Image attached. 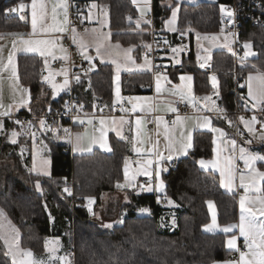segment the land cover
Returning <instances> with one entry per match:
<instances>
[{"label": "trees", "instance_id": "1", "mask_svg": "<svg viewBox=\"0 0 264 264\" xmlns=\"http://www.w3.org/2000/svg\"><path fill=\"white\" fill-rule=\"evenodd\" d=\"M152 0L155 28L163 31L164 21L171 10L179 7L178 32L167 35L173 40L180 33L188 32L191 44L195 33L209 34L221 31V6L232 0ZM30 0H0V36L28 30V24L18 16H8L7 10L17 4H27ZM107 7L111 40L125 47H133L132 55L140 60L141 53L149 46L148 32H133L128 15L135 10L128 0H97ZM244 41H249L256 56L248 59L246 73L264 72V28L246 30ZM191 46V45H190ZM213 70L221 82L220 104L227 110V122L231 126V116L235 104L242 103L232 92L234 68L232 57L223 51L213 53ZM41 59L36 55H20L17 59L19 81L30 93L31 104L40 94H47L49 108L59 107L63 97L53 100L42 82ZM190 69L195 78V93L210 91L209 80L194 66V55L190 50L182 67ZM124 91L139 94L149 90V74L130 75L124 79ZM113 70L109 65L97 64L90 83L82 82L76 87L78 103L83 111L90 110L94 103L111 104L113 99ZM243 104V103H242ZM225 121L222 125L226 126ZM221 123V122H220ZM43 138L48 145L51 158L49 178H28L27 184L10 178L0 191V208L10 218L20 234L23 248L35 255L44 253V240L59 237L66 248L74 247L75 264H215L224 262L231 256L225 249V234L206 233L203 228L209 223L207 203L213 202L217 211V221L221 225L236 223L238 219L237 200L220 188L217 176L199 169V159H209L213 154V137L208 131L196 132L192 148L188 154L170 163L162 172L164 192L162 200L171 201L175 208L156 203L153 195L130 194V203L122 207L126 217L122 224L105 229L93 221L86 205L72 208V199L66 194V180L72 179L74 195L81 200L95 198V206L100 203L102 193L114 191L124 178V162L128 156L124 143L111 138V153L95 151L91 155L72 156L70 154L71 128L64 120H57ZM67 129L68 131H65ZM232 129V128H231ZM0 158L16 155L19 149L1 143ZM264 154V146L260 148ZM40 182V193L34 187ZM148 205V214L139 216L137 212ZM170 211L174 213L175 227L163 226ZM74 219V232L69 223ZM0 264H11L0 244Z\"/></svg>", "mask_w": 264, "mask_h": 264}, {"label": "crops", "instance_id": "2", "mask_svg": "<svg viewBox=\"0 0 264 264\" xmlns=\"http://www.w3.org/2000/svg\"><path fill=\"white\" fill-rule=\"evenodd\" d=\"M128 1L132 4L135 10L133 17L128 18V21L132 24V31L147 32V25L145 21L148 15H153L152 0L150 4V10L147 11L143 16L141 15L140 11V9L143 7L142 0H137L136 3L131 2L130 0ZM40 2L44 4L46 12L44 18V27L47 28L51 26L52 29L63 28V31H41L40 25L38 24L37 31L33 33L31 9L32 0H30L29 3L25 4L26 8L24 9V11L27 12V16L23 17L24 20L21 18V21L28 24V30L21 33L18 32L17 36L14 34L11 36H9L10 34L0 36V41H3V44H1L2 48L3 50H6L4 54H12L16 73V79L0 76V98L2 107L0 112L10 111V116H0V121H2L4 125V131L0 132V148L2 146L1 143L4 141L19 148L16 152V155L7 158H0V164L2 165L0 166V191L4 188L6 180L10 178L17 179L22 183L27 184V179L29 177L49 178L51 176V158L49 155L48 145L44 138L40 146H34L31 140L23 139L19 135L16 137L17 142L15 144L10 142L11 133L16 131V128L13 123L6 121V118L21 113L37 115L49 109L46 93L40 94L34 104H31L29 90L19 81L17 71L18 56L36 55L41 59V68H47L52 62L66 60L69 57L70 51L63 43V39L68 36L71 38L74 37V44L78 48V51L82 57L85 55L87 56V53L91 55L94 60V65H91L93 69H95L97 64L100 63L111 66L113 70L112 64H114V62L116 64L118 63V60L114 58L102 60V57L100 58L99 55L96 56L95 51L91 47L82 50L77 34L74 33L70 27L69 0H40ZM90 2L91 1L89 0L85 4L84 15L85 21L89 26L95 21H98V14H95L94 10L91 13L88 11L90 9ZM62 3L67 5V23H65V10L60 6ZM97 4L98 7H103L98 2ZM19 5L20 4H17L16 8H18ZM53 8H55V13H53ZM172 10L169 17L164 21L163 24V31L167 35H172L178 32V18L172 26L175 30H169L165 23L171 18ZM107 15V26L109 29L108 9ZM138 22L139 27L137 26ZM183 36L187 37L188 32L180 33L179 37ZM25 40L52 41L53 43L49 45L39 46L51 54L42 56L38 51H25L24 49L28 47V45L23 42ZM202 40H207L210 41V43L217 44L218 48H205L201 45ZM231 42V37L227 35L225 30L222 28L221 31L217 33H195L190 44L192 53L194 55V66H196L198 70L199 64H204L205 62L212 60L213 53L216 51L224 52V50L231 45ZM110 43V46L112 49H114V52L117 53L116 55L118 59L123 62V66L120 70L119 95H117V92L113 93L112 103H119L123 99H126L130 103V108L126 115L123 116H93L90 112L91 109L84 111L85 113L77 116L71 129L70 154L72 156H83L91 155L95 151L111 153L112 147L110 140L111 138H114L115 140L124 143L127 147L128 156L124 168L127 167L129 180L126 181L125 169L123 168L124 178L116 185V189L114 191L102 193L100 197V203L96 206L95 198H91L93 201L92 207H89V205L86 204L88 206V210L91 209V212L93 211L94 213H99L101 218L104 220H99L96 216H93V221L104 228L105 221L110 222L115 218L117 219L122 212V207L130 203V194L133 192V189H136L135 194L138 195L139 188L143 182L148 181L153 177L156 179L155 171L157 172V170H161L164 172L168 164L184 158L192 148L194 134L201 131H208L212 133L213 154L209 159H199L197 161L199 169L217 176L222 191L229 195H233L236 198L239 211H241L239 204L241 196L254 199L256 196L260 195L258 192H246L245 189L240 186L241 174H245V184H250L253 177H255V173H251V175H249L251 170L246 168L244 161L240 159V149L244 148L246 153L262 155L263 153L260 151V148L264 146V139L261 138L264 136V130L262 132H254L252 124V131H249L248 126L244 124L245 130L248 134V140L245 141L235 138L231 129L232 126H230L227 122L228 112L224 107L221 106L219 102L221 82L218 79L217 73L214 71L213 75L204 74L208 77L210 91L204 94H197L195 93V78L193 72L190 71L188 66L182 67L184 58L188 53L182 48H176L180 49V51L176 53L172 52L168 56L167 70L165 73L152 76L153 65L149 60H136L132 55L133 47H130L132 48L131 58L133 59V62H127L124 60L125 53L121 47H128H125L117 42H113L111 40V35ZM177 61H179V63H177ZM198 71L202 73L200 70ZM126 74L133 76L138 74H149L150 83L152 82L151 91L139 94L125 92L123 84ZM181 77H191V79L182 80ZM213 77H215V87L213 86ZM249 77H251V79H249ZM158 78L160 85L159 91H157ZM42 82L53 100H57L58 98L62 97L65 90L67 89V86L58 90L54 89V84L59 86L64 83L58 82L56 80V74L54 72H46L42 74ZM249 88H251V96L249 95ZM189 89H191L190 92ZM243 89V107L249 110L254 109L259 104L257 103V100L260 99L261 96H264V72L250 71L247 73L243 82ZM174 90L182 91L184 93V98H182L180 95H174ZM27 96L28 101H26ZM193 96L196 98L195 100L192 99ZM21 97L22 99L20 100ZM204 97H209L210 99L205 100L203 99ZM176 100H182L188 103L191 106V109L187 112L178 113L174 106V102ZM10 102H12L11 106H9ZM172 109H175V111ZM214 109H222L223 112L221 113ZM148 114L155 115V126L152 130L146 129L145 127L144 116ZM204 117H207L211 121V127L201 126L204 123ZM137 121L140 123L137 124ZM225 121L227 122L226 126L222 125V123ZM213 129H220L224 135H221L220 132L214 131ZM181 133H183V137L181 136ZM189 133L191 134L190 147L187 146L189 143L187 138ZM170 141L173 142V149L171 150L167 147ZM232 141H235V145L232 144ZM88 148H91V150H86ZM161 156H163L165 159H161ZM132 157H135V162L131 161ZM168 157H171V159H167ZM34 160L36 163L35 170H33ZM44 160H48L50 163L45 166L42 163ZM149 161L152 162L150 167L151 176L144 174V167ZM201 161H204L203 165L200 163ZM253 166L259 172H264L263 161H255ZM230 168L232 169L233 180L231 185L226 187L225 185L228 184ZM45 170L49 173L48 175L43 174ZM133 177L134 179H132ZM36 183L37 181L34 183L35 188H37ZM256 185L257 187L264 188V181L256 178ZM38 191H40V187ZM157 195L160 197L162 194L159 195L157 193ZM163 201L164 205L168 206L170 209L175 208V204L171 201ZM0 212H2V215H0V224L3 225V234L11 240L15 236V233L12 231V229L14 228L17 230V228L11 222L10 218L3 209L0 208ZM137 214L139 216H145L148 214V210L146 209V211H142V209H140ZM258 217L260 220H264V216H259L258 214ZM172 219H174V213L173 211H170L168 220H164L163 226L166 228H171L170 225H167V223ZM115 224L113 226H115ZM206 227L204 228L206 229ZM213 232L214 231H207V233ZM46 241H48V243L50 242L51 247H56V251L53 253L51 249V253L60 257L65 255L66 247L59 237L45 239V255L49 245L48 244L46 247ZM56 241H58V243H53ZM0 244L3 246L6 252L7 247L5 246L4 241L0 240ZM236 244L237 248L239 244L244 246L243 239L237 238ZM19 248L25 250V248L21 246L20 234ZM236 251V249H232L231 253ZM32 254L33 256L31 259H38V256H36L33 252ZM20 259L28 260L30 258L23 256L22 253L18 252L17 260ZM239 259L240 256L238 260L233 263L217 262L215 264H238ZM53 261L55 264L58 262L57 259H54Z\"/></svg>", "mask_w": 264, "mask_h": 264}, {"label": "built area", "instance_id": "3", "mask_svg": "<svg viewBox=\"0 0 264 264\" xmlns=\"http://www.w3.org/2000/svg\"><path fill=\"white\" fill-rule=\"evenodd\" d=\"M70 1V27L71 29H76L84 32H88L89 25L85 21V4L89 0H69ZM227 9L231 10L234 15L229 17L226 13L221 11V28L225 30L226 34L229 35L232 39L231 45L224 50L229 54L234 61V68L231 71L233 77V88L232 92L235 98H240L241 90L243 89V82L247 75L246 68L248 57L245 58V51L247 49L244 47L245 41L243 36L246 33V30L264 28V0H232L231 3L223 5ZM17 5L11 6V8H16ZM222 7V6H221ZM8 9V10H9ZM7 10V15L26 17L27 12H9ZM133 15L129 14L128 18H132ZM146 23L147 32L150 36L149 46L144 50L141 55V60H149L153 65L152 76L156 74H163L167 70V58L173 52L174 48H182L185 52L191 50L188 37H178L173 40L169 36L158 31L154 26L153 15L150 14L147 16ZM63 43L70 51V55L66 60H59L49 64L47 68H41L40 73L44 74L46 72H54L56 74V80L58 82H64L65 78L68 79L67 89L63 94V103L59 107H52L47 109L45 112L37 115L21 113L15 116L6 118V121L11 122L15 125L16 131L20 133V137L23 139H29L32 141L34 146H40L43 141L44 133L48 132L51 128V125L61 119L67 122L72 129L75 118L79 115L85 113L82 109V106L78 103V95L76 93V87L79 86L82 82L86 84L90 83V77L94 71L90 62L83 58L78 51V48L70 41V37H65ZM231 49V51L229 50ZM203 65V66H202ZM202 73L206 75H213V61L209 60L204 64H199V68ZM79 76V82H77L76 77ZM125 80H130V75H125ZM152 82L148 85L145 90L151 91ZM175 109L178 113L187 112L191 109V106L182 101L176 100L174 102ZM130 108V103L128 100L123 99L119 103H94L91 108V114L93 116H123L126 115ZM231 116L233 120L231 122L232 131L236 139L248 140V134L243 127V121L241 117L244 118V121L250 120L255 116L257 123L254 125V129L259 132L261 131V124H264V102L259 103L254 109H246L243 107V104L236 103L235 108L232 111ZM227 117H230L227 114ZM46 121L47 128H42L40 121ZM16 121L20 123L17 124ZM259 122V123H258ZM144 123L146 129L152 130L155 126V115L148 114L144 116ZM29 124L31 126H29ZM34 133V138H33ZM132 162H135V157L131 158ZM177 163V161H174ZM66 187L71 192L65 191L66 194L72 199V208L83 205V200L75 197L72 179L70 181L66 180ZM151 182L153 191L149 192L142 190V187L139 188V194L148 193L152 194L156 203L164 204V201L157 195L155 191L156 180L155 177L145 181L141 186L144 188ZM145 209H148V205H145ZM74 219H71L69 227L71 228L72 233L74 232ZM239 251L233 252L230 256V259H238L240 252L245 253V248L242 244L238 246Z\"/></svg>", "mask_w": 264, "mask_h": 264}, {"label": "snow or ice", "instance_id": "4", "mask_svg": "<svg viewBox=\"0 0 264 264\" xmlns=\"http://www.w3.org/2000/svg\"><path fill=\"white\" fill-rule=\"evenodd\" d=\"M134 3H136V0H133ZM142 4L143 7L140 9L141 11V15H145L147 11L150 10V4H151V0H142ZM61 7L64 8L65 10V23H67V5L66 4H61ZM94 7V5H93ZM26 8V5L24 3H21L19 5L18 8H11L8 11L9 12H21L23 13L24 9ZM31 9H32V29H33V33H35L37 31V27L38 24L40 25V30L41 31H49V30H56V31H63V28H55L52 29L51 26L49 27H44V18L46 15L45 12V6L42 2H40V0H32L31 3ZM221 11L226 13L229 17H232L234 15V13L227 9L226 7L222 6L221 7ZM178 12H179V7H176L172 10V15L171 18L166 21V25L168 26L169 30H175L172 26L174 25L176 19L178 18ZM53 13H55V8H53ZM23 18V16L21 17ZM146 23H150V21H145ZM137 26L139 27V22L137 24ZM75 30L73 29V32ZM26 45H28V47H26L24 50L25 51H38L40 53V55L44 56L46 54H51L50 52H46L45 49L40 48V45H49L51 43H53L52 41L49 40H40V41H30V40H25L23 41ZM150 47V46H149ZM244 47L246 49L250 48L251 45L249 43H245ZM231 51V49H229ZM172 51L174 53L180 51V49H172ZM250 54V52L245 51V58L248 57ZM12 54L9 55L8 57V65H12ZM177 63H179V61H177ZM8 65H5L4 68L6 69ZM203 66V65H202ZM4 69H0V71H3ZM119 72V67L117 68V73ZM13 75H15V71H14V65H13ZM79 76L76 77L77 82H79ZM181 79H188L190 80L191 77H181ZM213 79V86L215 87V77L212 78ZM249 79H251V77H249ZM68 84V79L65 78L64 83L62 85H53L54 89H62L64 87H66ZM160 90V85H159V78L157 81V91ZM27 91V90H25ZM191 91V89H189V92ZM174 95H180L182 98H184V93L182 91H175L173 92ZM218 94V93H217ZM117 95H119V88H117ZM249 95H252L251 92V88H249ZM193 100H195L196 98L193 96L192 97ZM203 99L208 100L210 99L209 97H204ZM264 102V96H261L260 99L257 100V103H261ZM255 106V105H253ZM173 111H175V109H172ZM216 111L219 112H223L222 109H214ZM0 116H10V111H4V112H0ZM241 121H244V118L241 117L240 118ZM204 123L201 125L202 127H211V121L207 118L204 117L203 118ZM246 126H248L249 131H252V127L251 125L256 123V118L255 116L252 117L251 121H244ZM17 124H19V121H16ZM140 122L137 121V124H139ZM231 123V122H229ZM41 127L42 128H47L46 125V121L41 120L40 121ZM29 126H31L29 124ZM51 130V129H48ZM214 131L220 132L221 135H224V133L220 130V129H213ZM4 131V125L3 122L0 121V132ZM65 131H68L67 129H65ZM20 135V133H17L16 131H13L11 133V140L10 142L15 144L17 142L16 137ZM181 136L183 137V133H181ZM33 138H34V133H33ZM188 147L191 146V134H188ZM262 139H264V136L261 137ZM232 144L235 145V141H232ZM183 146V145H182ZM167 147L171 150L173 149V142L170 141L169 144L167 145ZM88 151L91 150V148L86 149ZM23 151V149H22ZM161 159H165L163 156L160 157ZM167 159H171V157H168ZM240 159H242L244 161L245 167L249 168L251 170V172L249 173V175H251V173H255V177H253L252 181L250 184H245V174H241L240 176V186L243 187L245 189L246 192L248 191H252V192H258L260 193V195L256 196L254 199H250L247 198L245 196H241L240 197V209H241V215H240V223L239 225H227L225 226L222 231L225 233L231 232L233 228L238 227L239 228V232L240 235L244 237L245 240V246L248 249L247 253L244 252H240V259L238 264H264V220H260L258 219V213L260 216H264V188H260L257 187L256 185V178H259L261 181H264V172H259L258 170H256L254 168V162L255 161H264V155H259V154H250V153H246L244 148L240 149ZM45 166L48 165L50 163V161L48 160H44L42 162ZM151 161L148 162L147 165H145L144 167V174L145 175H149L151 176V171H150V167H151ZM202 165L204 163V161L200 162ZM36 169V163L35 160L33 161V170ZM43 174L48 175L49 173L45 170L43 172ZM160 172L159 170H157L156 172V177L157 179L159 178ZM125 179L126 181L129 180L128 177V172H127V167L125 168ZM134 179V177L132 178ZM233 180V176H232V169H229V175H228V184H226L225 186L228 187L231 185ZM119 186V185H118ZM36 187L39 189L40 184L39 181H37L36 183ZM142 190H146V191H153L152 188V184L151 182H149V184L147 185L146 188H144L143 186ZM164 187L163 185V181L160 180V182L157 184L156 186V190L160 191L162 190ZM65 191L69 192V195H71V192L68 189H65ZM91 198H89V203H91ZM211 205V201L208 202ZM258 206V207H257ZM89 211H91V209H89ZM142 211H146V209H142ZM0 215H2V212H0ZM105 227H111V225H105ZM218 227V225H216L215 222V216H213V225L208 229V230H212V228ZM12 231L15 233V236L10 240L9 238H7L4 234H3V225L0 224V240L4 241L5 246L7 247V251L5 252V255L11 258V264H44L43 261L37 262L33 259H31V257L33 256L32 252L30 250H22L19 248V233L18 230L16 229H12ZM236 236L233 235L232 238H230L228 240V247L232 248V249H236L237 251H239V249L237 248V244H236ZM53 243H58V241L53 242ZM48 245V241H46V247ZM53 252L56 251L55 248L52 249ZM20 252L22 253L23 256L29 257L30 259L28 260H24V259H20L17 260V253ZM52 259H59L61 261H64L65 264H70L69 261H67L66 257H52Z\"/></svg>", "mask_w": 264, "mask_h": 264}, {"label": "rangeland", "instance_id": "5", "mask_svg": "<svg viewBox=\"0 0 264 264\" xmlns=\"http://www.w3.org/2000/svg\"><path fill=\"white\" fill-rule=\"evenodd\" d=\"M90 1H91L90 2V9L88 11H89V13H91L94 10V13L98 14V21H95L93 24H90V26H89L90 30L88 32H84V31H80V30L74 29L75 30L74 33H76L77 36H78L79 44H80L82 50L91 47L95 51L96 56L99 55L100 58L102 57V60L103 59H110V58H114V59L118 60L117 64L115 62H114V64H112L113 65V71H114V75H113V89L112 90H113V93H114V92H117V88H119V85H120V70H121V68L123 66V62H121L120 59H118V57L116 55L117 53L114 52V49H112V47L110 46V44H111L110 43V31H109L108 26H107L108 25V15H107L106 6L102 5L103 7H98L97 0H90ZM130 1L133 2V0H130ZM198 2H199V0L189 1V3H192V4H194V3L196 4ZM93 5H94V7H93ZM176 7L177 6H175L174 8H176ZM83 19H85V18H83ZM221 19H222V16H221ZM22 20H24V18H22ZM9 34H10L9 36H11L13 34L17 36L18 32L9 33ZM73 38L70 37V41L74 44L75 43L74 42L75 39H73ZM0 42H1L0 43V69H4L3 71H0V76H5V77H10L11 79H16V73H15V75H13V65H14V71H15L14 60H12V65H8V57H9V55L4 54L6 50H3V48H2L1 44H3L2 43L3 41H0ZM245 42L249 43L251 45V47L247 49L248 52L252 53V54H250L248 56V58L251 59V58L256 56V52L252 48L251 42H249V41H245ZM201 45L204 46L205 48H208V49L218 48L217 44L210 43V41H207V40H202ZM121 48H122V50H124V53H125L124 54V60L127 61V62H133V59L131 58V49L132 48H130V47H128V48L121 47ZM83 57L86 60H88L92 66L94 65V60H93V58L91 57V55L89 53H87V56L85 55ZM5 65H8L6 69L4 68ZM118 67H119V72L117 73V68ZM21 99H22V97L20 98V100ZM26 101H28V96H27V100ZM11 103L12 102H10L9 106H11ZM0 109L2 110L1 98H0ZM251 119L247 120V121H251ZM242 123H243L242 125L244 127L245 122L243 121ZM256 123H257V121H256ZM256 123L253 124V129H254V125ZM244 129H245V127H244ZM263 130H264V124H261V131H259V132H262ZM254 132H257V131L254 129ZM262 155H264V154H262ZM125 163H126V160L124 162V167L126 165ZM0 166H2V165L0 164ZM159 172H160L159 178L157 179V177H156V179H155L156 180L155 191H156V193L161 195L164 192V187L160 191L156 190L157 184L160 182V180H162L161 179L162 171L159 170ZM155 176H156V171H155ZM36 190L38 191L37 188H36ZM133 190H134V192L136 191V189H133ZM38 192L40 193V191H38ZM91 201H92V199H91ZM92 202L89 203V199H86V200H83V205L87 204V205H89V207H92ZM207 206H208L210 221L206 225L207 227L205 226L207 230L205 228H203V231L206 232V233H207V231H214L213 233L225 234L226 235V238H225V249L228 250V251L232 250V248L228 247V240L230 238H232L233 235H235L236 238H238V239L242 238L243 241H244V248H245V251H246L245 253H247L248 249L245 246L244 237L240 235L239 228L238 227L233 228L232 231L228 232V233L223 232L222 229L225 226H227V225H221V224L218 223V221H217V211H216L214 203L212 202L211 205L209 203H207ZM89 212H90L92 217L96 216L99 220L101 219L102 221H104L103 218H101L99 213H94L92 211L94 213L93 214L91 211H89ZM240 215H241V211H239V209H238V219H237L236 225H239V223H240ZM213 216H215V222H216V225H218V227L212 228V230H208L213 225ZM125 217H126V212L122 210L121 214L119 215V217L117 219L115 218L114 220H111L110 222L109 221H105L104 228L105 229H110V228L113 227V225L115 223H116L115 225L122 224L123 223L122 220L125 219ZM258 219H260V218L258 217ZM105 225H111V227H105ZM167 225H170V227H171L170 229L174 228L175 227V219H172L171 221H169L167 223ZM228 225H235V223H231V224H228ZM235 230H236V232H235ZM236 243H237V240H236ZM48 244L49 245H48V250H47L46 255L44 254L45 253V245H44V253L42 255L38 256L37 257L38 259H35V261H37V262L43 261L44 264H50V263L52 264V263H54V261H53L54 259H52V257H54L56 255L53 254L54 252L51 253V249L56 248V247H51L50 242ZM25 250H27V249L25 248ZM65 251H66L65 255H62L61 257H66L67 261H69L70 264H75L74 247H72L71 249L70 248H66ZM56 257H60V256H56ZM57 260H58V262L56 264H65L64 261H61L59 259H57ZM237 260L238 259L232 260V259L229 258L228 260H226L224 262L233 263V262H236Z\"/></svg>", "mask_w": 264, "mask_h": 264}]
</instances>
